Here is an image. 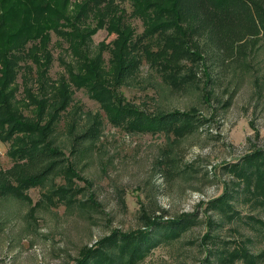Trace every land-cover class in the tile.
I'll return each mask as SVG.
<instances>
[{
  "label": "rangeland",
  "instance_id": "obj_1",
  "mask_svg": "<svg viewBox=\"0 0 264 264\" xmlns=\"http://www.w3.org/2000/svg\"><path fill=\"white\" fill-rule=\"evenodd\" d=\"M68 1L64 15L75 24V30L80 33L94 30L80 42L78 53L73 56L67 41L52 30L47 31V46L33 40L23 50L29 54L47 53L45 83L51 90L65 85L69 101L51 140L68 159V167L64 175L53 177L44 187L0 199V264H72L85 246L93 245L113 230L138 229L147 217L157 215L171 220L189 214L193 222L178 239L162 242L139 264H209L204 259L213 248L231 251L235 242L244 237L252 239L248 246L252 253L262 252L263 231L254 230L248 222H229L218 210H208L206 203L222 195L224 188L229 192L235 188L233 182L236 184L237 179L225 165L264 148V40L252 44L241 63L230 61L222 66L206 58L209 71L206 86L207 77L198 71V87L192 85L177 91L166 86L143 61L137 77L121 87L116 83V69L110 62L113 41L118 38L113 29L122 24L140 34L145 21L128 0ZM152 1L170 6L167 0ZM110 20L114 23L112 30L108 29ZM179 24L183 28L188 26L185 20ZM99 53L101 64L98 61L95 68V84L115 94L123 105L129 103L149 112L195 107L208 119V124L183 140L163 135H132L109 125L103 105L93 99L92 92L77 87L72 80L73 75L83 73L85 64H94ZM22 66L19 63L21 71L15 79L14 107L33 119L32 108L22 90L27 78L35 94L41 73L31 61L26 62L28 67ZM95 120L103 123L99 139L85 151L71 156L74 134L85 131ZM7 149L8 144L0 140L1 170L12 164ZM168 151L175 159L176 176H169L164 163L160 164ZM55 188H68L75 194V200L54 199L55 204L48 205L49 192ZM232 204L241 217L249 215L264 221V211L250 202L239 199ZM213 222L220 225L210 228ZM206 234L213 236V243L205 242Z\"/></svg>",
  "mask_w": 264,
  "mask_h": 264
},
{
  "label": "trees",
  "instance_id": "obj_2",
  "mask_svg": "<svg viewBox=\"0 0 264 264\" xmlns=\"http://www.w3.org/2000/svg\"><path fill=\"white\" fill-rule=\"evenodd\" d=\"M167 2L170 6L152 0H128L145 21L140 34L122 24L119 29L118 24L113 29L114 23L110 20L108 29L115 30L118 35L113 41L115 46L110 53V62L116 69V83L121 87L137 77L143 61L158 73L166 86L177 91L197 86L198 71L207 77L204 80L206 86L209 82L206 58L222 66L230 61L241 63L246 50L259 39L264 40V0ZM68 3V0H0V140L8 144L7 152L12 161L10 168L0 169V199L21 196L30 189L44 187L53 177L64 175L68 167V159L51 140L55 125L69 101L65 85L51 90L45 83L47 53L45 56L23 51L24 46L33 40H39L40 44L44 42L42 47L47 46V31L52 30L67 41L73 56L74 52L78 53L80 42L94 30L86 33L75 30V24L64 15ZM85 7L86 4L80 9ZM167 14L170 16L164 19ZM181 20L188 22L187 28L181 27ZM95 59L94 64H85L83 73L73 75L72 80L77 87L92 92L93 99L103 105L109 125L132 135H163L168 139L183 140L208 124V119L195 107L184 111L149 112L129 103L123 105L115 94L95 84V68L98 61L101 64V54ZM76 60L78 63L79 57ZM83 60L87 61V58L83 57ZM27 61L35 64L41 73V78L36 81L35 94L27 78L22 90L32 108L33 119L26 118L14 107L15 79L21 71L19 63L25 67ZM102 124L101 120H95L85 131L74 134L70 155L80 154L94 145L101 135ZM168 153L163 154L160 164L164 163L169 176H176L174 156L170 151ZM224 168L234 174L237 183L233 182V185L236 186L230 192L224 188L222 195L208 201V210H218L229 222H248L254 230L264 232L262 219L249 215L243 218L232 204L241 199L264 211V148L250 151ZM49 193L48 205L55 204L54 199L75 200V194L68 188H55ZM191 216L182 214L164 220L162 215H157L147 217L138 229L128 232L113 230L93 245L79 250L72 264H139L162 242L176 240L187 231L193 222ZM211 224L210 228L220 225ZM205 236V242L213 243V236ZM251 243L250 237H244L235 242L231 251L225 247L213 248L204 261L209 264H233L235 261L262 264L264 250L252 253L248 248Z\"/></svg>",
  "mask_w": 264,
  "mask_h": 264
}]
</instances>
